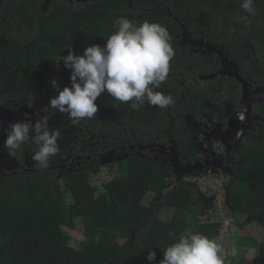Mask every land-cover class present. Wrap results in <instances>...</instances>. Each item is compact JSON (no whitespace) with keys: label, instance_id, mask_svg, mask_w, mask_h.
<instances>
[{"label":"trees","instance_id":"1","mask_svg":"<svg viewBox=\"0 0 264 264\" xmlns=\"http://www.w3.org/2000/svg\"><path fill=\"white\" fill-rule=\"evenodd\" d=\"M241 3L0 0V111L6 106L18 115L32 114L35 122L47 117L49 130L60 131L59 152L46 169L32 162L38 150L33 139L14 155L0 148L9 156L8 166L14 165V159L19 163L0 183V264H160L166 247L177 242L185 229L218 238L222 224L201 221L211 208L198 185L187 177L174 185L172 171L163 161L129 154L118 162L114 178L100 193L90 179L100 173V154L121 147L171 148L176 143L181 162L200 158L185 117L198 119L212 111L206 103L213 106L220 88L199 85L198 78L215 75L221 67L216 58L181 44L183 26L192 38L205 35L226 50L229 67L245 81L254 80V84L248 81L251 86H264V61L252 62L251 51L264 55V0H254V16ZM120 17L167 29L174 57L167 80L156 91L170 95L174 103L161 109L145 102L133 109L131 102L121 103L105 92L97 98L96 115L73 125L68 114L49 107L50 99L58 95L51 81L56 80L60 90L70 87L71 70L56 59L66 56L69 48L83 55L86 47L103 46L117 30L114 21ZM210 81L219 83L221 78ZM262 127L264 101L251 109L236 151V169L225 174L229 181L224 187L236 214L259 226H264ZM161 208L173 210L169 221L159 219ZM78 223L86 241L74 248L64 229L75 231ZM149 252L156 254L155 260L146 259ZM251 264H264V244Z\"/></svg>","mask_w":264,"mask_h":264},{"label":"clouds","instance_id":"2","mask_svg":"<svg viewBox=\"0 0 264 264\" xmlns=\"http://www.w3.org/2000/svg\"><path fill=\"white\" fill-rule=\"evenodd\" d=\"M240 6L249 15L256 14L254 0H242ZM114 27L117 30L103 46L86 47L83 55H75L69 48L66 56L56 59L71 70L70 87L60 90L57 81H51L58 95L50 99L49 107L68 114L73 125L96 115L97 98L105 92L121 103L131 102L133 109L145 102L161 109L174 103L170 95L156 91L167 80L174 57L167 29L159 23H138L126 17L116 19ZM31 101L28 107L32 106ZM43 110L47 112L48 108ZM5 131L4 146L12 155L26 141L34 140L38 150L32 159L40 169L48 168L50 158L59 152L60 131L49 130L47 117L34 124L15 122ZM155 257L154 252H149L146 259L153 261ZM160 264H224L223 247L215 239L185 229L177 242L166 247Z\"/></svg>","mask_w":264,"mask_h":264},{"label":"rangeland","instance_id":"3","mask_svg":"<svg viewBox=\"0 0 264 264\" xmlns=\"http://www.w3.org/2000/svg\"><path fill=\"white\" fill-rule=\"evenodd\" d=\"M187 119L189 127L191 125L190 128H194L196 130V127L198 126L197 122L191 121V118L189 117H187ZM29 121L33 124L35 123L34 115H18L9 111L0 113V146H4V141L6 139L5 130L8 129L11 124L15 122ZM241 129H243L242 126L239 127L240 133H242ZM237 131L238 129L236 132ZM227 133L228 132H226L223 137L219 136L220 140L216 139L215 141L217 142H214V145L220 147L223 152H225V147L231 144L229 141H232L226 137ZM205 136L206 132H201V145L207 147L209 146V142H205ZM158 149L161 152L160 156L165 158V161H167L166 163H168L170 166L172 163L171 160L173 158V153H164V150H161L160 148ZM141 150L143 151V149ZM127 151L129 150L125 149L122 153L110 151L102 158L100 163V173L94 177H91L90 179L91 185L95 186V188L98 190V193L102 191L104 184L108 183L114 178L117 163L122 158H124ZM73 168L74 165L70 167V169ZM203 170L202 172L192 173L191 175L187 176V180L193 181L198 185L199 189L203 193V196L206 198L204 203L211 208L207 216L201 218V221L222 224L220 234L215 240L223 247L224 264L239 262L241 259L245 260V264H251L253 259L258 254L260 245L264 244V226H259L248 216L239 213L236 214L237 211H235L231 203L230 195L225 194L224 185L227 183V178L222 177L223 173L221 171L219 172L214 170L213 173H207L208 171L206 172ZM172 216L173 210L169 208L160 209L159 219L161 221H169ZM64 231L69 235L70 245L74 248L86 241V238L83 236L82 227L79 223L75 231H69L67 229H64Z\"/></svg>","mask_w":264,"mask_h":264},{"label":"flooded vegetation","instance_id":"4","mask_svg":"<svg viewBox=\"0 0 264 264\" xmlns=\"http://www.w3.org/2000/svg\"><path fill=\"white\" fill-rule=\"evenodd\" d=\"M70 1V0H68ZM74 3V2H72ZM186 29V28H185ZM191 36V35H190ZM181 44H188L191 47V50L194 53H199L200 55H203L206 58H216L219 61V65L221 67V56L218 52H216L217 50L215 48H211V46H219L218 44L215 43H211L210 40L207 39V37H204L202 39L196 40L194 38L191 37V41H187L185 43L181 42ZM252 54H253V61L254 60L257 62L258 59L261 60V57H264V55H262V53H258L256 51H253V49H251ZM226 54L228 55L227 51L225 50ZM263 61V59L261 60ZM232 62V61H231ZM233 64V62H232ZM228 67L223 71L224 73H226L227 75H225L224 77H219L221 78V81H219V83H214L212 81H210V79H206V80H201L199 83V85L203 84L204 87H210L209 84H213L215 86V84H217L220 88L219 90V95L220 98L216 100V102L213 103V106L211 103H206L207 104V108H210L212 111L209 112L206 115H203L202 117H199L198 119L192 118L190 117V115H187L185 117V121H186V125H187V129L189 131V133L192 134L193 136V143L195 145L196 150L199 152L200 158L195 161L194 163H183L180 161V153L177 150V145L176 143H173V145L176 147V150L179 154V161L183 164H197L199 162H202L201 164V169L199 170V172L203 171H221L222 177L227 178V183L229 181L228 177L225 175L227 173L230 174L232 169H236L237 166V158H236V152H234L233 156L231 157L230 162H225L223 160L222 165L221 166H216L215 164H213L215 162V160H220V159H224L223 157L225 156V154H227V149L229 146L225 147V152H223L220 147L214 145V142L216 139L220 140L219 136H223L226 134V132L230 133V131L233 129L232 132V138H234V130L236 129V126H232L230 128V123H232L238 116H239V112L241 110V100H242V95H243V89L236 83V81H234L230 76H229V72H233L235 71L234 68L229 67V65H227ZM218 70H216L215 72H218ZM213 72V73H215ZM211 74V73H210ZM204 75V74H202ZM205 77V76H202ZM202 77L198 78L201 79ZM218 78V79H219ZM217 79V78H216ZM213 80V79H212ZM190 82V80H188ZM188 81H186L185 84H190ZM249 82H252L254 84V80L249 79ZM212 88H215V87ZM250 87V86H249ZM256 88H263V85H259ZM250 90L252 88H249ZM7 107L5 106V108H2L0 113L5 112V111H9L6 109ZM11 111V110H10ZM12 112V111H11ZM187 117L191 118V121L193 122H197L198 126L196 127V130L193 128L191 129V125L189 127L188 125V119ZM248 121V120H247ZM246 121V122H247ZM243 123L240 124V126H242ZM246 124V123H245ZM244 124V125H245ZM261 127V126H260ZM239 131V127L237 128ZM236 129V130H237ZM262 130L264 131V127H262ZM205 131L206 132V136L204 138L205 142H209V146H203L201 145V132ZM227 133V134H228ZM233 140V139H231ZM172 145V146H173ZM92 146V150L94 149L95 145L91 144ZM163 146V145H162ZM5 147V146H0V148ZM6 150L9 151V149L7 147H5ZM159 147L146 152L145 150H141V147H134V146H128L127 148L121 147V148H116L114 150H110L116 153H122L125 149L129 150L127 151L126 155L124 157H127L129 154L130 155H137L140 157H150L153 158L155 161H163L164 163H166L167 161H165V158H163L161 155L160 150L158 149ZM207 148V151H206ZM166 149H170V148H166ZM117 150V151H116ZM110 151L104 152L102 154H100L99 156V166L101 163L102 158L105 156V154L109 153ZM164 153H168L166 152V150H164ZM1 153V159H0V183L4 181V179L8 176L7 173H9L10 171H14L17 167H19V163L14 159L12 161V163H14V165L12 167L8 166V162H9V156L8 154H6L3 151H0ZM143 153V155H142ZM93 155V154H92ZM124 159V158H122ZM121 159V160H122ZM33 162V160H32ZM119 162V161H118ZM118 164V163H117ZM168 164V163H166ZM73 164H70V167ZM26 166L30 167V164L26 163ZM68 170H72V169ZM65 165L61 167V169H64ZM232 174V173H231ZM14 175V173L12 174ZM194 179V178H193ZM225 187V185H224ZM227 194V193H225ZM203 200L205 201L206 198L203 197Z\"/></svg>","mask_w":264,"mask_h":264},{"label":"water","instance_id":"5","mask_svg":"<svg viewBox=\"0 0 264 264\" xmlns=\"http://www.w3.org/2000/svg\"><path fill=\"white\" fill-rule=\"evenodd\" d=\"M71 1V0H70ZM80 1V0H77ZM77 1H72V2H77ZM184 32H183V43L187 42V41H191V36L188 33V31L185 29V27L183 26ZM211 48H215L220 56H221V70L220 72L216 73L215 75H210V76H206V77H202L201 80H208V79H213V78H219L221 76H225L226 73H224L223 71L228 67L227 65V61H226V55L225 52L223 50V48L221 47H217V46H211ZM263 59L264 61V57H261V60ZM229 76L236 81V83L243 89V95H242V100H241V110L239 112V116L240 118L237 120L239 122V125L241 123L243 129H241L240 131L236 132V129L240 126H236L235 123H230L233 126H236V129L234 130V138L232 141H230V145L227 149V154H225V156L223 157L224 159H220V160H215V162L213 164H215L216 166H221L223 160L225 162H230L231 157L233 156L234 152L237 151L238 146L240 144L241 141V136L244 132L245 129V123L246 121L249 119L250 117V113H251V109L253 107V105L257 102H261L264 101V89L263 88H256L251 86L248 81H245L243 77H241L237 71H233V72H229ZM250 86V87H249ZM249 88H252L251 90ZM247 97L249 98L247 101V107L244 109L243 108V103L245 102V100L247 99ZM243 117V118H241ZM237 123V122H236ZM238 125V124H237ZM156 147H142L143 150H145L146 152H149L151 150H153ZM161 150H166V152H172L173 153V158H172V163L169 166V168L172 171L171 177H170V181L174 184L177 185L180 181V179H182L183 177H187L189 175H191L192 173H197L199 172V170L201 169V164L202 162H199L195 165L193 164H183L179 161V154L176 150V147L173 145L170 149H166L165 147L160 146L159 147ZM207 173H213V171H208ZM251 219V218H250ZM252 220V219H251Z\"/></svg>","mask_w":264,"mask_h":264},{"label":"bare ground","instance_id":"6","mask_svg":"<svg viewBox=\"0 0 264 264\" xmlns=\"http://www.w3.org/2000/svg\"><path fill=\"white\" fill-rule=\"evenodd\" d=\"M248 99H249V98L247 97V99H246L245 102L243 103V108H244V109L247 107V102H248L247 100H248ZM239 118H240V116H238V117L233 121V123H235L237 127L240 126V125H239V122L237 121ZM236 122H237V123H236ZM237 124H238V125H237ZM232 126H233V125H230V127H232ZM232 132H233V129H232V130L230 131V133H228L227 136H226L227 138H229V140L233 139V138L231 137V136H232ZM233 134H234V133H233ZM223 136H224V135H223ZM223 136H222V137H223ZM227 138H226V139H227ZM229 142H230V141H229ZM228 144H229V143H228Z\"/></svg>","mask_w":264,"mask_h":264}]
</instances>
